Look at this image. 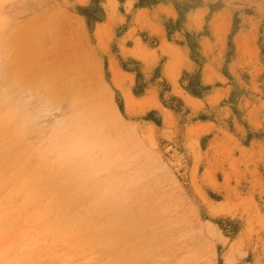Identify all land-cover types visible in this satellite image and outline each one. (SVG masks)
<instances>
[{
	"label": "rangeland",
	"instance_id": "rangeland-1",
	"mask_svg": "<svg viewBox=\"0 0 264 264\" xmlns=\"http://www.w3.org/2000/svg\"><path fill=\"white\" fill-rule=\"evenodd\" d=\"M0 264H264V0H0Z\"/></svg>",
	"mask_w": 264,
	"mask_h": 264
},
{
	"label": "crops",
	"instance_id": "crops-1",
	"mask_svg": "<svg viewBox=\"0 0 264 264\" xmlns=\"http://www.w3.org/2000/svg\"><path fill=\"white\" fill-rule=\"evenodd\" d=\"M247 138H248L247 136H246V138H243L240 136L239 140L242 143L247 142L248 144H250V143H253V144L254 143H262L263 142V140H261L260 137H256L255 135L252 138H250V140H248Z\"/></svg>",
	"mask_w": 264,
	"mask_h": 264
}]
</instances>
